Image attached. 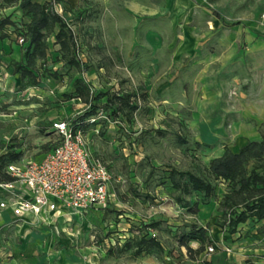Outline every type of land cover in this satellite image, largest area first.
I'll use <instances>...</instances> for the list:
<instances>
[{
    "label": "rangeland",
    "instance_id": "rangeland-1",
    "mask_svg": "<svg viewBox=\"0 0 264 264\" xmlns=\"http://www.w3.org/2000/svg\"><path fill=\"white\" fill-rule=\"evenodd\" d=\"M53 1L75 33L83 62L96 66L101 57L104 61L121 58V67L109 71L119 72L117 81L96 78L99 89L130 93L138 89L137 83L143 86L124 62L133 56L148 58L154 53L158 58L169 51L168 60L174 61L166 75L164 68L152 79L151 85L157 81L162 85L140 99L127 136L116 131L112 123L98 134L87 129L89 151L112 175L105 208L65 213L49 227H23V235L11 231L12 245H3L0 250L3 259L9 255L16 264H262L263 223L248 221L233 235L220 228L219 201L226 189L223 181L215 183V200L201 204L199 196L190 198L191 203L198 202L192 216L175 203L168 186H153L146 161L150 160L160 177L171 165L204 174L208 161L220 156L223 147L237 152L258 134L257 127L264 119V0ZM16 20L23 25L27 21ZM48 46L49 61L38 67L41 102L34 93L23 95L22 83L18 86L13 82L10 90H0V119H4L0 121V155L12 151L21 153L22 158L23 145L29 149L28 145L34 144L24 136L27 126L23 114L36 111L46 117L40 133L44 138L43 132L55 118L69 120L82 110L81 105L65 103L62 97L70 92L72 78L80 75L56 62L52 37ZM93 65L90 68L94 69ZM54 73L59 76L56 80ZM26 97L28 106H23ZM163 99L167 104L161 102ZM152 129H161L166 135L151 137ZM177 136L183 137L186 145L179 146ZM54 137L38 145L39 151L50 150L57 141ZM163 177L166 182L165 174ZM132 189L153 200L134 197ZM193 220L207 231L216 247L231 249L230 254L221 250L209 253L206 245L197 260L188 259L172 235ZM151 221L160 223L152 233L165 248L162 259L107 256L109 245L123 241L134 227ZM190 247L198 245L192 242Z\"/></svg>",
    "mask_w": 264,
    "mask_h": 264
},
{
    "label": "trees",
    "instance_id": "trees-1",
    "mask_svg": "<svg viewBox=\"0 0 264 264\" xmlns=\"http://www.w3.org/2000/svg\"><path fill=\"white\" fill-rule=\"evenodd\" d=\"M54 2L53 0L44 3L33 0H0L1 9L17 6L19 18L27 19L23 25L19 21H12L10 16L0 18V38L14 34L15 41L18 38L23 39V43L19 44L22 50L21 60L9 63L12 74L20 76L24 88L37 87L41 82L38 67L46 66L49 61L48 39L52 37L57 53L56 62L61 63L65 68L75 70L80 75L72 78L70 92L62 94L65 103L70 101L77 103L79 100L82 105V110L76 114V117L67 120L68 125L73 131H79L87 137V129L93 128V131L98 134L102 128L106 129L112 123L116 131L120 130L127 136L129 122L140 107L138 105L140 99L143 100L146 93L139 89L122 93L93 87L84 75L93 64L88 65L80 59L75 33L64 17L57 12ZM52 76L54 80L59 77L56 73ZM99 112H102L106 119L90 122L89 120L95 118ZM257 132L258 139L248 141L237 152L223 147L220 156L208 161L204 174L183 171L171 165L160 177L156 176L154 166L151 165L150 160H147L146 166L150 168L148 175L154 179L153 186H168L174 193L175 203L187 208L189 215L195 216L198 202L191 203L190 198L193 195L199 196L201 204L215 200V183L223 181L226 189L218 208L221 213V230H225L228 235H233L238 231L239 225L251 221L263 223L260 232L264 234V121L258 125ZM155 135L164 137L166 132L161 129L150 130L149 136ZM176 140L179 146L186 145L183 137L177 136ZM195 145L210 147L199 143ZM21 156V153L12 151L0 155V181L12 180L6 173V168L10 164L19 163L23 158ZM164 174L166 182L163 181ZM132 192L136 198L144 201L153 200L150 195L140 193L136 189H132ZM159 228L158 221L134 227L130 237L109 245L106 251L107 256L128 254L134 260L143 255H149L162 259L165 248L152 233ZM172 240L179 248L185 249L190 260H197L206 245L215 246L207 231L198 226L194 220L176 231L172 235ZM192 242L198 245L196 249L190 247ZM252 263L254 262L247 264Z\"/></svg>",
    "mask_w": 264,
    "mask_h": 264
},
{
    "label": "built area",
    "instance_id": "built-area-1",
    "mask_svg": "<svg viewBox=\"0 0 264 264\" xmlns=\"http://www.w3.org/2000/svg\"><path fill=\"white\" fill-rule=\"evenodd\" d=\"M17 43L22 44L23 39L18 38ZM77 104L81 105L79 100ZM103 119L106 117L99 112L89 121ZM50 129L57 141L42 159L7 166L12 180L0 181V209L9 208L16 218L32 215L44 223L65 213L105 208L112 176L109 168L92 155L86 137L73 131L67 120L53 122ZM218 250L231 252L227 247H208L209 253Z\"/></svg>",
    "mask_w": 264,
    "mask_h": 264
},
{
    "label": "crops",
    "instance_id": "crops-1",
    "mask_svg": "<svg viewBox=\"0 0 264 264\" xmlns=\"http://www.w3.org/2000/svg\"><path fill=\"white\" fill-rule=\"evenodd\" d=\"M3 15L10 16L12 21L13 20L17 21L16 18H19V12L17 11V6H11V7L1 9L0 17ZM14 39L15 38L13 34H9V36L5 38H0V90H10L13 82L17 84L18 86L22 83L20 76L13 75L11 68L9 66V63L19 62L22 58V50L19 44L17 43V41H15ZM182 50L184 49L181 48V51ZM163 53L164 55L158 58H156L154 53H152V55L148 58L133 56L131 58L134 61H132L131 58L124 61L128 64L131 75H133V77H135L138 80V82L143 83V86L137 83V86H138L137 88L140 91L148 93V94L152 93L153 92L152 90L155 87H158L160 84L162 85V82L160 83L158 81L157 83L151 85L153 83L152 79L157 78L156 74H159L160 71H162V69L165 68V71L164 72L162 71V72L163 74L166 75L169 72V70L172 69L174 59L168 60L169 51H163ZM114 58L115 59H112L110 57L109 59L107 58L104 61L103 57H101L100 64L99 65L97 64L94 69L90 68L89 71L86 74H84L86 79L87 78L91 79L87 81L90 84H92L93 87L98 88V81L96 78H108V79H113L112 82L117 81L115 79L118 78L119 72L117 71L116 73H109V71H111L110 69L112 67L116 69H118V67H121L120 65H121L122 60L119 56H116ZM84 63L89 64V65L91 64V63H87V61H84ZM142 78H147V79L144 80ZM38 87L39 85L37 87H25V88L22 86L21 87L22 93L23 95H27V97L30 93H34L36 98L40 100L39 102H41L42 97L41 95H39V93H37L39 92V89H37ZM27 97L23 99V103H25L23 106H28L26 104V102H29V99ZM167 101H168L167 99H163L161 102L163 104H167ZM35 106L37 107V105ZM30 113L31 112L23 114V124L27 126L24 136L27 141H30V143L32 142L34 144L33 145L27 144L29 149H26L27 148L26 144L23 145V161L27 159H32V160L34 159L36 161H39L51 149L45 152H40L37 146L44 144L46 140L50 139V137L54 136V134L52 133L50 129V126H51L50 125L47 128V130L43 132L44 138H42L40 133L42 131L43 123L46 117L36 111L32 112V114ZM2 116H6V115H2ZM46 116H49V115H46ZM51 116H53V113ZM8 118H10V116H8ZM2 120L4 119H0L1 122ZM58 120H62V119L55 118L53 122H56ZM256 139H258V134H256V136L253 138V140H256ZM26 140L24 142H26ZM244 145L240 146V148L243 147ZM30 152L33 156H30L31 155ZM18 164H20V162L17 163V165ZM56 221L57 219H54V220H48L44 223H41L39 220H37V218L33 217L32 215H24L20 218H16L13 216L9 208L0 209V250L4 249L2 248L3 245L5 246L12 245L11 244V237H12L11 231H14V234H16L15 232H18V234L20 233L21 235H23V227H26L27 229L49 227L52 223ZM6 257H4L6 259H3V251H0V264H16L13 260H10L11 256L7 255Z\"/></svg>",
    "mask_w": 264,
    "mask_h": 264
}]
</instances>
